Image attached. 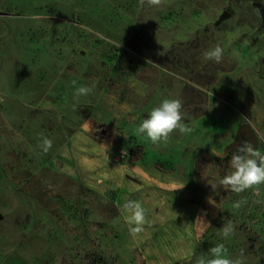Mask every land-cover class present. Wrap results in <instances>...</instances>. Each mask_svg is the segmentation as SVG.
<instances>
[{
  "label": "rangeland",
  "instance_id": "1",
  "mask_svg": "<svg viewBox=\"0 0 264 264\" xmlns=\"http://www.w3.org/2000/svg\"><path fill=\"white\" fill-rule=\"evenodd\" d=\"M255 1L0 0V264H195L219 243L264 264V186L209 184L242 144L264 153ZM217 44L222 62L205 61ZM80 85L95 87L77 101ZM165 98L192 131L153 145L135 129ZM245 122L256 145L226 150ZM128 200L146 210L135 239Z\"/></svg>",
  "mask_w": 264,
  "mask_h": 264
},
{
  "label": "clouds",
  "instance_id": "2",
  "mask_svg": "<svg viewBox=\"0 0 264 264\" xmlns=\"http://www.w3.org/2000/svg\"><path fill=\"white\" fill-rule=\"evenodd\" d=\"M147 4L151 7H161L165 0H139V4L143 6ZM260 10L258 9L257 12ZM205 61L221 63L224 58V49L219 45L208 49L203 54ZM73 86L76 81H72ZM94 85H80L75 88L74 96L77 101L80 97H86L94 92ZM138 136H142L150 141L153 145L167 143L174 132L187 134L192 128L185 123L183 112V101L179 98H165L156 107H153L148 113L147 118L143 119L135 129ZM52 146V141L48 138L43 139V151L47 152ZM230 171L220 177L215 185L212 186L213 191L218 186H222L225 190L240 194L246 190H251L254 195H258L260 187L264 186V153L253 148L251 143H244L239 146L230 159ZM185 184H181L175 190L182 189ZM261 203L262 201H255ZM208 203L213 206L216 201L210 196ZM247 203V199L236 201L233 207L240 209ZM122 214L128 226L129 234L135 239L139 234L145 231L146 210L140 201L128 200L122 206ZM235 231V227L231 221L227 222L220 228V232L224 238L229 237ZM209 255H200L196 257L195 264H245L244 253L235 258L228 255V249L225 244L219 243L208 251Z\"/></svg>",
  "mask_w": 264,
  "mask_h": 264
},
{
  "label": "water",
  "instance_id": "3",
  "mask_svg": "<svg viewBox=\"0 0 264 264\" xmlns=\"http://www.w3.org/2000/svg\"><path fill=\"white\" fill-rule=\"evenodd\" d=\"M254 4L260 9L262 15H263V22H264V3H262L261 1H255ZM229 12H225L222 15V18H225L226 16H228ZM244 135H247V138L249 140H252L254 145H256L257 143V136L254 133L251 124L249 122H245L243 123L238 132H237V138L236 140L231 143L230 145H228V147L226 148V150H229L233 147L238 146L239 144H241L244 141Z\"/></svg>",
  "mask_w": 264,
  "mask_h": 264
}]
</instances>
